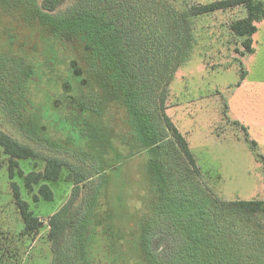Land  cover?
<instances>
[{
  "label": "trees",
  "instance_id": "trees-1",
  "mask_svg": "<svg viewBox=\"0 0 264 264\" xmlns=\"http://www.w3.org/2000/svg\"><path fill=\"white\" fill-rule=\"evenodd\" d=\"M64 2L1 1L0 18L21 19L19 26H24L18 42L28 65L24 81H40L45 69L58 72L64 67L70 75L64 77L59 103L82 123L75 133L95 134L90 139L98 148L101 134L93 130L101 126L91 119L104 125L105 111L123 105L134 149L148 154L151 186L139 214L129 212L114 186L104 208L101 195L110 187L107 169L119 173L121 164L135 154L114 148L110 129L104 132L105 148L84 152L93 160L90 170L48 155L43 170L25 172L20 160L39 158L40 152L0 127L9 175L14 178L18 169L34 201L53 199L47 181L60 179L63 169H70V197L46 222L53 264H264V221L254 219L264 217V200L218 198L203 183L187 138L166 111L175 73L197 43L196 16L243 7L246 15L234 20L230 30L243 38L244 51L252 52L264 0H214L182 11L162 0H77L57 13ZM13 43H8L9 52ZM33 108L32 126L43 132L41 108ZM109 153L112 159L105 158ZM85 182L89 192L83 197ZM11 189L24 232L36 235L45 222L24 199L19 182L11 181Z\"/></svg>",
  "mask_w": 264,
  "mask_h": 264
},
{
  "label": "rangeland",
  "instance_id": "rangeland-1",
  "mask_svg": "<svg viewBox=\"0 0 264 264\" xmlns=\"http://www.w3.org/2000/svg\"><path fill=\"white\" fill-rule=\"evenodd\" d=\"M76 1L65 0L56 12H66ZM211 1L214 0H162V3L182 11ZM245 15L246 10L239 7L196 16L197 43L178 67L167 100L166 111L187 138L203 174V183L221 200H264V18L256 22L253 51L247 52L243 38L230 30L231 23ZM20 21L0 18V127L41 154L35 159H21L20 168L25 172L43 170L44 156L59 155L90 170L93 160L84 152L105 148L108 137L104 132L109 133L110 129L114 148L125 155L135 154L121 164L119 173L107 169L110 187L101 195V202L105 208L106 197L114 186L115 192L120 190L123 195L129 212L139 214L151 186V174L147 152L133 147L135 136L130 131L126 108L113 104L110 112L105 111L104 125L91 119L95 126H101L93 130L101 134L100 149L90 139L95 134L88 135L86 131L84 136H78L74 128H82V123L73 120L65 104L59 103L64 77L70 73L64 67L58 72L45 69L40 81L35 78L25 83L28 65L18 51L24 30ZM10 40L15 43L11 52L7 50ZM35 106L43 113L40 119L46 126L43 132L32 126L29 113ZM104 156L112 159L114 154ZM8 164V155L0 147V264H53L50 227L46 222L70 197L73 187V182L67 180L70 169L64 168L60 179L47 181L54 192L53 199L42 197L34 201L18 169L15 177H10ZM94 178L96 183L100 181L99 177ZM13 180L20 183L22 195L34 214L45 222L34 236L23 230L24 222L13 199ZM88 183L82 184L83 197L89 192ZM38 189L39 184L35 185V192ZM254 219L264 221V217ZM127 223L133 225V221Z\"/></svg>",
  "mask_w": 264,
  "mask_h": 264
}]
</instances>
